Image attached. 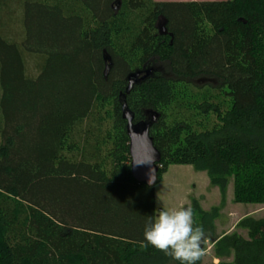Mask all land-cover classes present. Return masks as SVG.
Wrapping results in <instances>:
<instances>
[{
  "label": "trees",
  "instance_id": "obj_1",
  "mask_svg": "<svg viewBox=\"0 0 264 264\" xmlns=\"http://www.w3.org/2000/svg\"><path fill=\"white\" fill-rule=\"evenodd\" d=\"M127 115L151 125L156 185L192 166L264 205V0H0V264H177L146 246L156 192ZM212 242L219 264H264V218Z\"/></svg>",
  "mask_w": 264,
  "mask_h": 264
},
{
  "label": "rangeland",
  "instance_id": "obj_2",
  "mask_svg": "<svg viewBox=\"0 0 264 264\" xmlns=\"http://www.w3.org/2000/svg\"><path fill=\"white\" fill-rule=\"evenodd\" d=\"M157 2H189L190 0H155ZM214 2L228 0H198L197 2ZM20 24L14 25L15 31L18 32ZM14 35H16L14 33ZM26 62V72L31 78H36L38 72L36 70L37 61L35 57H31L24 52ZM156 192V210L157 216L160 211H174L182 207H190L193 211L194 226H201L204 229L205 236L201 243L204 246L203 264H219V260L214 257L213 236L231 233L225 232V227L234 226L238 221L247 216L255 218H264V205L240 204L234 202L233 186L230 184L226 199L223 198L219 188L211 185L210 177L206 172L196 171L192 166H171L168 172L163 175L161 182L155 186ZM197 206L204 213L213 217L218 215L214 224L217 228H211L209 223L203 227L202 213L193 206ZM219 210V212H217ZM217 212V213H216ZM230 214V215H229ZM246 215V216H244ZM223 216H229L230 222L225 223ZM205 217V216H204ZM207 220L211 222V218L207 216ZM240 234L246 236V232L240 230ZM208 238L206 241L205 239Z\"/></svg>",
  "mask_w": 264,
  "mask_h": 264
},
{
  "label": "clouds",
  "instance_id": "obj_3",
  "mask_svg": "<svg viewBox=\"0 0 264 264\" xmlns=\"http://www.w3.org/2000/svg\"><path fill=\"white\" fill-rule=\"evenodd\" d=\"M204 236V229L194 226L190 207L160 211L155 219L148 220L143 232L146 246L171 257L177 264H198L203 255L201 243Z\"/></svg>",
  "mask_w": 264,
  "mask_h": 264
},
{
  "label": "water",
  "instance_id": "obj_4",
  "mask_svg": "<svg viewBox=\"0 0 264 264\" xmlns=\"http://www.w3.org/2000/svg\"><path fill=\"white\" fill-rule=\"evenodd\" d=\"M165 23L159 25V32L161 35H166L164 28ZM107 67L105 75H108L110 70V59L106 58ZM149 73V72H148ZM138 75H133L130 77V87L131 89L133 83H135ZM127 91V92H128ZM128 118V132L130 136V152L132 157V174L135 180L139 183H145L149 186H156L159 178V167L160 154L156 150L153 144V139L150 136V124L146 122H141L139 124H133L132 118L127 115ZM157 118V117H156ZM156 119L154 118L153 121ZM150 180L152 182L150 183Z\"/></svg>",
  "mask_w": 264,
  "mask_h": 264
},
{
  "label": "crops",
  "instance_id": "obj_5",
  "mask_svg": "<svg viewBox=\"0 0 264 264\" xmlns=\"http://www.w3.org/2000/svg\"><path fill=\"white\" fill-rule=\"evenodd\" d=\"M192 1H198V0H190L189 2H192ZM230 215V214H229ZM244 216H246V215H244ZM224 217V219H225V223H228V222H230V220H229V216H223ZM239 222V221H238ZM237 222V223H238ZM237 223L234 225V226H229V227H225V232H230L231 230H232V228H234L235 229V226L237 225ZM215 228H217V224H215ZM218 236H222V235H218Z\"/></svg>",
  "mask_w": 264,
  "mask_h": 264
}]
</instances>
